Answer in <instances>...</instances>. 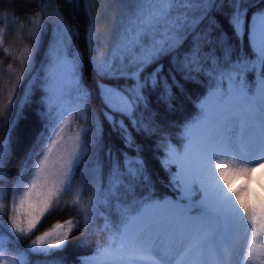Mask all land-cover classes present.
Instances as JSON below:
<instances>
[{"label":"snow or ice","instance_id":"6c2138e0","mask_svg":"<svg viewBox=\"0 0 264 264\" xmlns=\"http://www.w3.org/2000/svg\"><path fill=\"white\" fill-rule=\"evenodd\" d=\"M54 3L40 0L41 7L26 14L32 26L28 34L35 42L20 50L16 57L20 69L11 86H4L7 95L0 103V127H9L8 139L0 143V264H29L27 252L63 251L81 223L82 246L93 236L98 239L94 253L80 258V264H264V194L251 187L252 173L264 167V0H132L125 6L124 42L111 58L92 57L99 75L132 81L127 86L100 85L104 119L129 150L117 154L107 149L106 185L97 159L104 150L99 114L92 118L96 126L91 148L82 139V133L93 132L91 127L77 125L66 139L77 113L87 123L83 113L91 110L90 93L77 79L81 55L72 50V38L78 32L66 22L58 4L51 7ZM75 3L79 7V0ZM84 3L91 55L99 36L98 13L91 11L90 0ZM226 4L233 34L248 35L250 52L233 47L214 16L223 14ZM6 17L0 13V24ZM13 17L20 22L15 13ZM48 24L54 29L55 46L48 61L44 130L13 178L6 172L12 156L11 129L23 107L17 101L13 108V97L21 79L34 69L36 47ZM10 26L0 27V48L9 54L5 32ZM165 57L167 73L160 63ZM205 81L210 83L197 115L185 123L182 140L172 144L157 119L159 112L151 106L152 94L171 111L177 91L185 92L184 83ZM69 83L75 88L73 107L66 102ZM27 98L25 93V102ZM133 131L145 138L158 137L157 149L164 152L160 162L169 173L173 198L151 194L154 185L142 157L143 146ZM78 172L81 181H76ZM236 177L247 178L239 189L233 186ZM87 183L94 187L84 198ZM74 184L81 187L69 202L63 196ZM141 189L150 194L144 196ZM73 206H78L79 219L55 221L33 238L46 217ZM24 238L30 239L27 250L19 247ZM8 245L15 247V255L5 258L6 250L11 251Z\"/></svg>","mask_w":264,"mask_h":264},{"label":"trees","instance_id":"16d2710c","mask_svg":"<svg viewBox=\"0 0 264 264\" xmlns=\"http://www.w3.org/2000/svg\"><path fill=\"white\" fill-rule=\"evenodd\" d=\"M59 5V9L63 14L66 22L71 25L78 35H74L72 38V50L78 51L81 55V62L77 68V79L79 86L90 93V111L83 113L88 117L87 123L81 118V114L77 113L74 122L70 124L66 130V139L71 136L77 130V125L80 127H91L93 132L82 133V139L87 142L88 146L92 147V139L94 136L95 122L92 119L94 115L99 114V119L103 123V145L104 150L99 153L98 160L103 169L105 177V185L107 183V174L109 171L110 161L106 155L108 148H111L115 153L119 154L121 151H129L125 148L123 141L120 138L118 132H113L108 124V121L104 119L102 110L105 109V105L102 102L101 87L100 85L115 86V85H131V80L125 79H109L101 76L95 69V60L92 57L103 54L104 56L111 58L112 52L110 48V38L107 35V27L102 17V9L96 0H90V8L93 13H98L97 25L99 36L96 40V51L90 55L88 45V26L89 18L85 12L84 0H79V7L76 6L75 0L73 3H69L68 0H55V3L51 6L55 8ZM41 7L40 0H35V3H29L28 0H0V13H7V17L0 24V27L5 25H11L5 32V47L10 49L11 54L6 53L3 48H0V71L5 72L7 75L16 77L17 71L20 69L19 61L16 57L19 55L20 50L25 46H31L35 40L30 38L28 29L31 28V24L27 19L28 13L34 12L37 8ZM231 9L225 5L223 14L217 12L214 13L215 18L222 25L223 30L227 32L230 42L233 47L238 48L241 53L250 52L248 35L245 34L242 37H237L233 34V29L228 23V16ZM13 13L16 17L20 18V22H14ZM252 14V9L249 10V23ZM23 24V27L21 26ZM218 35V33H217ZM189 43H185L184 49L186 50ZM54 29L51 24H48L46 30L42 33L41 39L36 47L34 54V69L31 73H26L24 78L21 79L20 84L16 87V94L13 97V105L15 108L17 101L23 104L21 110L20 119L16 122L15 127L11 129L10 146L12 150V156L6 165V172L15 177L16 172L19 170L21 163L25 160L30 152L32 145L35 143L38 134L44 130L45 120L43 113L47 109V88H48V61L50 59V51L54 48ZM69 59L71 57L69 56ZM160 63L164 64L165 73H167L169 67V58L165 57ZM12 67L9 68L8 66ZM117 67H120L117 62ZM155 65L145 69L143 75H147L153 70ZM179 78V77H178ZM202 81L204 77H200ZM210 82L205 81L203 84L188 82L184 83V93L177 91L176 99L173 102L174 108L169 111L163 103H157L155 93L152 94V108L159 112L157 117L158 121L164 126V135L169 138V141L177 145L182 140V131L185 123L195 118L198 112V104L200 99L206 94L207 86ZM8 86V82L0 77V98L4 101L7 92L4 86ZM25 93L28 94L27 101L25 102ZM66 102L69 107H73L76 102L75 88L70 84V87L66 89ZM0 99V100H1ZM15 116L13 111L12 117H9V122ZM127 122V121H126ZM9 127L5 124L0 127V143H3L8 139ZM133 136L137 142L143 146L142 157L146 163L147 169L151 175V181L154 188L151 189L157 199H163L168 195H172L173 192L168 186L169 173L161 166V160L164 158V152L162 149H157L158 137L152 136L151 138H145L142 134L137 135L133 131ZM174 171V167L172 168ZM82 177L77 173L76 181H81ZM8 187V196H11V188ZM81 187L80 184H74V188L71 192L66 193L63 199L71 201L76 195V191ZM94 186L90 183L83 185L84 198H87L92 194V188ZM144 196L150 194L149 191L140 190ZM77 207L73 206L64 208L61 211H56L49 217H46L45 221H42L41 226L33 234V238L36 234H39L44 229L49 227L55 221H63L71 217L79 219L77 213ZM4 220L7 221V214L4 216ZM102 223V221H100ZM85 236V229L81 223L78 230H74L69 238V241L64 246L63 251L53 250L50 255H44L40 253L27 252V260L29 264H51L54 261H61L62 264H80V258L84 256H90L94 253L95 243L98 237L93 236L91 243L82 246L81 241ZM102 239V237H100ZM30 244V239L24 238L19 244L21 250H27ZM11 251L6 250V257L15 255V247L8 245Z\"/></svg>","mask_w":264,"mask_h":264},{"label":"rangeland","instance_id":"374dc122","mask_svg":"<svg viewBox=\"0 0 264 264\" xmlns=\"http://www.w3.org/2000/svg\"><path fill=\"white\" fill-rule=\"evenodd\" d=\"M97 3L100 4L102 9V17L104 19L105 25L107 27V35L110 38V48L111 52L113 53L117 46L124 42L125 39V28L128 27L127 22L125 20V11L126 5H130L132 0H96ZM0 77H3L8 82V87L11 86V83L15 81L12 76L7 75L5 72L0 71ZM70 83L66 87L69 88ZM1 99V98H0ZM4 101L1 99L0 103ZM175 169V166H173ZM264 172V167H257L256 171L252 173V179L254 176H258L259 173ZM235 184H233L236 188H241L247 182L246 177H236L234 178ZM251 185L253 183L251 182ZM166 197L173 198L174 194L168 195Z\"/></svg>","mask_w":264,"mask_h":264},{"label":"bare ground","instance_id":"6f19581e","mask_svg":"<svg viewBox=\"0 0 264 264\" xmlns=\"http://www.w3.org/2000/svg\"><path fill=\"white\" fill-rule=\"evenodd\" d=\"M252 183L253 185H251V187L255 190L256 194H264V187L261 186L262 184H264V172L262 174L259 173L258 176L255 175L254 179H252Z\"/></svg>","mask_w":264,"mask_h":264}]
</instances>
